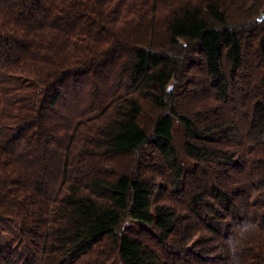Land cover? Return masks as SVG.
Returning a JSON list of instances; mask_svg holds the SVG:
<instances>
[{
	"label": "trees",
	"instance_id": "obj_1",
	"mask_svg": "<svg viewBox=\"0 0 264 264\" xmlns=\"http://www.w3.org/2000/svg\"><path fill=\"white\" fill-rule=\"evenodd\" d=\"M234 255L264 264V0H0V264Z\"/></svg>",
	"mask_w": 264,
	"mask_h": 264
},
{
	"label": "clouds",
	"instance_id": "obj_2",
	"mask_svg": "<svg viewBox=\"0 0 264 264\" xmlns=\"http://www.w3.org/2000/svg\"><path fill=\"white\" fill-rule=\"evenodd\" d=\"M245 231H248L247 227L245 228ZM237 243H238L237 241L230 242V246L233 248V250H235ZM232 264H241L239 257L234 255L232 259Z\"/></svg>",
	"mask_w": 264,
	"mask_h": 264
}]
</instances>
